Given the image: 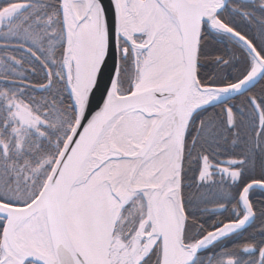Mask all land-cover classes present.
Wrapping results in <instances>:
<instances>
[{
  "label": "snow or ice",
  "instance_id": "snow-or-ice-1",
  "mask_svg": "<svg viewBox=\"0 0 264 264\" xmlns=\"http://www.w3.org/2000/svg\"><path fill=\"white\" fill-rule=\"evenodd\" d=\"M0 264H264V0H0Z\"/></svg>",
  "mask_w": 264,
  "mask_h": 264
}]
</instances>
